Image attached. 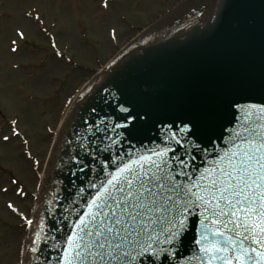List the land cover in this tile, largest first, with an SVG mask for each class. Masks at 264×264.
Wrapping results in <instances>:
<instances>
[{
  "label": "water",
  "instance_id": "water-1",
  "mask_svg": "<svg viewBox=\"0 0 264 264\" xmlns=\"http://www.w3.org/2000/svg\"><path fill=\"white\" fill-rule=\"evenodd\" d=\"M231 101L264 103V0H182L120 50L68 111L41 180L24 264H58L55 257L63 253L55 246L65 241L76 212L85 209L89 181L98 174L104 178L100 164L110 162L107 157L165 147L172 133L183 145H172L177 153L192 151L183 140L182 121L208 108L218 113L215 134L223 131L227 138V129L235 125ZM120 107L131 109L127 121ZM101 121L109 125V136L122 143L90 163L92 149L86 156L82 145L96 147L100 134L93 135L94 125L104 128ZM117 123L137 124L140 131L135 136L124 128L113 131ZM73 156L84 161V172L72 163ZM36 232L43 242L33 254L29 249Z\"/></svg>",
  "mask_w": 264,
  "mask_h": 264
},
{
  "label": "snow or ice",
  "instance_id": "snow-or-ice-1",
  "mask_svg": "<svg viewBox=\"0 0 264 264\" xmlns=\"http://www.w3.org/2000/svg\"><path fill=\"white\" fill-rule=\"evenodd\" d=\"M228 107L235 109V125L227 138L223 131L215 134L218 113L208 108L182 121L192 151L177 153L172 145H183L172 133L165 147L119 152L102 161L104 178L98 174L89 181L86 210L76 212L65 241L55 246L63 253L55 257L58 264H264V103L231 101ZM241 109L247 110L243 117ZM119 111L127 121L131 109ZM101 123L104 128L94 125L93 135L100 134L96 147L82 145L86 156L92 149L90 163L122 143ZM116 128L129 136L140 131L137 124L111 125ZM72 163L85 171L78 156ZM26 223L31 229L33 221ZM38 242L43 241L36 232L31 253L40 252Z\"/></svg>",
  "mask_w": 264,
  "mask_h": 264
},
{
  "label": "rangeland",
  "instance_id": "rangeland-1",
  "mask_svg": "<svg viewBox=\"0 0 264 264\" xmlns=\"http://www.w3.org/2000/svg\"><path fill=\"white\" fill-rule=\"evenodd\" d=\"M178 1L0 0V264H22L25 231L21 226L31 216V195L39 189L46 164L47 145L41 141L45 131L39 122L47 115L50 122L57 123L61 99L67 92L73 95L84 84L69 83L57 100L50 102L57 87H50L47 81L51 77L62 81V70L52 72L54 67H85V78L92 76L88 70L104 67L139 33L138 29L147 28ZM47 35L53 38L58 53L67 56L72 64L65 65L54 58ZM13 41L17 43L16 53L11 51L15 48ZM40 64L46 67L39 69V80H30L28 69ZM32 97L40 101H29ZM14 120L20 133L31 140L32 153L41 157L38 171L24 160L19 140L4 142V136L11 137L8 124ZM9 178L21 186L25 199L16 194ZM8 204L22 216L11 212Z\"/></svg>",
  "mask_w": 264,
  "mask_h": 264
},
{
  "label": "flooded vegetation",
  "instance_id": "flooded-vegetation-1",
  "mask_svg": "<svg viewBox=\"0 0 264 264\" xmlns=\"http://www.w3.org/2000/svg\"><path fill=\"white\" fill-rule=\"evenodd\" d=\"M20 38L23 39V37H20ZM52 40H53V38H50L51 48L55 52L54 53V58H56V60H58V61L63 62L65 65L72 64V61L67 56L58 53V50L55 48V44H54V42ZM15 45L17 46V43H15ZM44 66L46 67V64H44V65L43 64H40V67H30L28 69V77H29V79L32 80V81L39 80L37 78L38 71H39V69H43ZM20 68L23 69L24 67H20ZM58 69H61L62 70V74H61L62 75V81H59L55 77H51L49 79V81H47V82H49L50 87H57V90L53 92L54 99H52L50 102H53V101L57 100V98L59 97V93L63 89H65L69 85V83L78 84L80 82H83V83L86 82V78H85V71H86V69H85V67H79V66H76V67H54V69L52 70V72H55V70H58ZM59 88H60V91H59ZM74 95H75V93L73 95H70V93L67 92L64 95V97L61 99L62 101L60 100L61 101V105H62L61 107L62 108L59 111L57 109V111H58L57 113H58V116H59L57 118L58 119L57 120V123L54 124L52 120L50 122L49 121L50 119L48 120L47 115H45V118L42 119V120H40V122H39L40 126L45 131V137H43L41 139V141H42V143H44V145L45 144L47 145L46 155L44 157V158H46L45 159L46 162H47V159H48V156H49V153H50V150H51L53 141L55 139V135H56V133L58 131V128L60 126V123L62 121V118H63V116L65 114L66 109H67V106L69 105V103H70V101H71V99L73 98ZM28 100L29 101H34L36 103L38 102V100L40 101V99L38 97H32V99H28ZM48 103H49V101H48ZM51 113L49 115H51ZM43 117H44V115H43ZM15 120H17V119H15ZM15 120L12 121V122H9L8 129L11 132V137L7 141H4V142H10L13 139L14 140H19L21 142V147L23 148V153L22 154H23L24 160L26 162H28L33 167V170L34 171H38V168L41 167V164H40L41 163L40 162L41 157L40 156H37V155H34L32 153L31 148H30L31 140H28L27 137L23 133H20V131L18 130V127L16 125L17 122ZM50 125H52L53 127L55 126V128L52 129ZM2 132H1V134H2ZM14 133H18V135L14 134ZM8 183L11 184L12 186L16 187L15 192H16V194L18 196H21L23 199L26 198L25 192H23V189L21 188V186H18L17 185V181L15 179L9 178ZM31 196H32V199H33V196L34 195H31ZM7 208H9L8 205H7ZM13 209H15V211ZM9 210L11 212H16L17 214H20L21 215V213H18L17 212V209L14 206L12 208H9ZM21 227H23V229L25 231L26 221L24 222L23 226H21Z\"/></svg>",
  "mask_w": 264,
  "mask_h": 264
}]
</instances>
